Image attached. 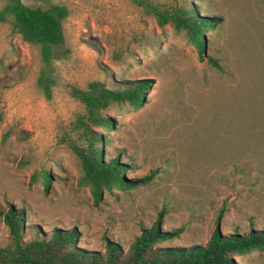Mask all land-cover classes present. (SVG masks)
Segmentation results:
<instances>
[{
    "label": "rangeland",
    "instance_id": "rangeland-1",
    "mask_svg": "<svg viewBox=\"0 0 264 264\" xmlns=\"http://www.w3.org/2000/svg\"><path fill=\"white\" fill-rule=\"evenodd\" d=\"M22 1L62 4L68 16L49 99L36 86L38 47L0 21V244L7 210L22 211L26 240L72 229L76 247L98 253L106 240L126 251L156 221L170 233L161 248L203 245L216 228L264 230V0H186L216 19L203 53L135 0ZM95 79L150 85L141 105L103 112L111 122L98 128L103 159L117 158L135 183L103 191L96 203L80 184L78 158L59 141L81 109L70 86ZM39 168L49 172L46 191L40 178L31 180ZM236 260L264 264V250Z\"/></svg>",
    "mask_w": 264,
    "mask_h": 264
},
{
    "label": "trees",
    "instance_id": "trees-1",
    "mask_svg": "<svg viewBox=\"0 0 264 264\" xmlns=\"http://www.w3.org/2000/svg\"><path fill=\"white\" fill-rule=\"evenodd\" d=\"M135 2L146 13L153 15L159 26L171 24L174 29L184 32L195 49L203 53L204 34L215 25L214 17L200 16L186 0ZM67 16L68 9L62 4L42 8L28 6L22 0H7L0 10L1 22L8 21L12 31L24 42L38 47L42 65L36 77V86L48 99L52 97L56 84L52 75L54 47L61 40L60 23ZM209 62L222 69L217 59L209 57ZM149 86L147 81L139 80L110 87L105 81L95 79L83 87L71 85L69 88L70 96L81 109L61 132L59 141L78 158L80 184L88 187L95 203L100 200L103 191L129 188L135 183V180L124 177L125 165H121L117 158L103 159V140L98 128H111L110 119L103 112L115 103L141 105ZM37 178L42 180L46 191L49 183L47 169L39 168L31 175L32 181ZM3 216L7 239L0 244V264H240L236 257L264 250V230L254 229L245 233L223 234L216 228L203 245L157 247L159 242L169 238L170 233L160 231L156 221L149 228H143L126 251L106 240L103 253L88 252L76 247L77 236L72 229H56L48 237L26 240L22 211L7 210Z\"/></svg>",
    "mask_w": 264,
    "mask_h": 264
}]
</instances>
